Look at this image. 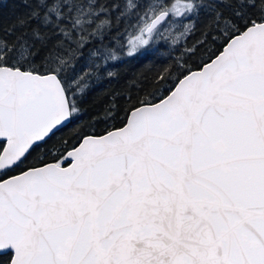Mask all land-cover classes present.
<instances>
[{
  "label": "snow or ice",
  "instance_id": "1",
  "mask_svg": "<svg viewBox=\"0 0 264 264\" xmlns=\"http://www.w3.org/2000/svg\"><path fill=\"white\" fill-rule=\"evenodd\" d=\"M14 2L0 264H264V0ZM130 61L163 67L78 124Z\"/></svg>",
  "mask_w": 264,
  "mask_h": 264
},
{
  "label": "trees",
  "instance_id": "2",
  "mask_svg": "<svg viewBox=\"0 0 264 264\" xmlns=\"http://www.w3.org/2000/svg\"><path fill=\"white\" fill-rule=\"evenodd\" d=\"M14 0H2L0 11L7 17H11L14 11H19ZM197 36H193L188 45L195 43ZM161 55L167 56V52H162ZM162 65H153L151 61L138 63L130 61L124 64L119 69V75L112 79L106 80L102 84H93L82 102L83 116L78 124L85 126L87 130H91L89 125L93 123L94 118L102 117L106 108L114 101L118 106H125V97L129 94L135 96L139 93V89L148 87L151 79L156 71H159ZM98 128H103V123L96 125ZM74 126H70L69 130H65L62 135L67 136L69 131Z\"/></svg>",
  "mask_w": 264,
  "mask_h": 264
}]
</instances>
